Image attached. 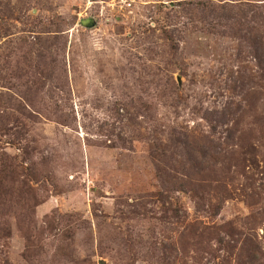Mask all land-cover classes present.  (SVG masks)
<instances>
[{
  "label": "rangeland",
  "instance_id": "374dc122",
  "mask_svg": "<svg viewBox=\"0 0 264 264\" xmlns=\"http://www.w3.org/2000/svg\"><path fill=\"white\" fill-rule=\"evenodd\" d=\"M263 5L0 0V264H264Z\"/></svg>",
  "mask_w": 264,
  "mask_h": 264
},
{
  "label": "trees",
  "instance_id": "16d2710c",
  "mask_svg": "<svg viewBox=\"0 0 264 264\" xmlns=\"http://www.w3.org/2000/svg\"><path fill=\"white\" fill-rule=\"evenodd\" d=\"M249 8L250 10H252L250 14L252 17H248L244 15L242 9L237 13V14H240L238 18H240L241 22L239 24L242 25V30L240 32L250 27L249 25H254L251 27L257 26L258 29H262V28L264 29V12L260 11L262 9V6H256L255 8L253 6H249ZM256 12H258V15L256 14ZM228 19H229L228 16L221 18L219 19L220 20L219 22L217 20V24L220 23L221 26L223 27L224 23L228 21ZM238 29L240 30L239 27ZM246 40L252 41L253 42L252 44L257 48H260L262 50V54L264 55V30H260V35L258 37H250V34H249ZM257 43L260 45L257 46L258 45Z\"/></svg>",
  "mask_w": 264,
  "mask_h": 264
}]
</instances>
